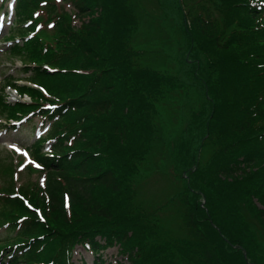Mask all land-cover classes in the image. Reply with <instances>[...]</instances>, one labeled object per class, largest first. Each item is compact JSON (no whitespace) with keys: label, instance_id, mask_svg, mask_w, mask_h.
Instances as JSON below:
<instances>
[{"label":"trees","instance_id":"1","mask_svg":"<svg viewBox=\"0 0 264 264\" xmlns=\"http://www.w3.org/2000/svg\"><path fill=\"white\" fill-rule=\"evenodd\" d=\"M153 1L171 15L152 12L155 31L136 0H18L9 56L37 86L9 79L30 102L3 87L0 126L49 129L31 152L44 186L0 189V264H74L76 244L129 264H264V0ZM185 111L163 169L155 139ZM155 173L171 190L147 200L135 177Z\"/></svg>","mask_w":264,"mask_h":264},{"label":"rangeland","instance_id":"2","mask_svg":"<svg viewBox=\"0 0 264 264\" xmlns=\"http://www.w3.org/2000/svg\"><path fill=\"white\" fill-rule=\"evenodd\" d=\"M136 5L137 8L135 10V14H138L139 17H141L142 21L144 22H146L145 20H148L150 25L152 26V30L154 31L157 29V25L155 21L153 20L154 21L153 23L151 19H147L149 18L151 13L153 12V19L159 15V18L161 17L162 20L166 19L167 15H170L168 11L167 13H165V15L161 11L158 12L159 9L157 8V5L153 0H136ZM62 6L66 7L68 10L71 7L67 3L61 4V7ZM156 10H158L157 13ZM1 18H2V14H0V20ZM87 20L88 18H86V21ZM12 22H13V17H9L6 20L3 29L0 32V93H1L2 85L4 84L5 81L4 78L7 75L19 79L18 82L19 85L22 86L26 85L28 87L37 86L29 82L28 77L30 73L23 71L21 61L16 58H11L9 54L5 53L8 50L10 44H6L4 40H2V38L7 37L8 34L13 31V28L11 27ZM74 23L76 26L79 27L81 21L76 19ZM174 23L175 22L173 21L167 23V28H169L168 33H170L171 37H172V33L174 36L176 34L174 30L175 29ZM142 26H144V24L139 23V28H141ZM178 48L179 47L175 48L174 50L177 52V50H180V48L179 49ZM173 63H174L173 67L171 69H166L164 67L162 68L165 69L163 71L168 70L170 73L171 72L174 73L178 71L177 61H173ZM197 93H199V91L196 90L190 96L192 98L197 97L198 96ZM5 96L10 103L18 102V101L22 102L23 100L25 102H30V98L25 97L24 99H21L19 94H17L15 90L10 88H6ZM187 114L188 112L185 111L182 112L181 115L171 116V118L168 119V125L164 129L165 132L163 133V136L161 137L158 136L155 139L154 147L157 145V143L158 145H162L163 142L166 143V147H164V156H165L164 165L168 167L163 166V169L171 170L172 167L175 166L172 164L173 162H175L176 154H174L173 152L175 149L171 151V149L174 148L171 143L180 141V139L182 138L180 136V133L186 128L188 123L192 124L193 118L190 117V114L188 117ZM2 123L4 124V120H2ZM41 125H42V121L39 117H31L25 120L24 122L16 125V129L13 128V126H11L8 127L7 130L4 129L2 132H0V189L2 187H5L9 183L11 181V178H13V181L15 180L17 182L18 186L32 185V184H38L44 186V174L40 171H36V170L33 171L32 169L34 168L35 165L33 164L32 159L23 153V151L26 148L29 149V147L32 145V143L35 141V139H37L39 135H42L46 131V128H42ZM15 145L19 147L20 152H15L13 150L12 146ZM182 168L183 166H179L180 172L183 171ZM135 178L136 181L140 182L141 184L140 188L146 186L144 198L147 200L158 199L162 193L165 194V192L171 190L169 183L167 181L166 183L164 178H160L159 176H157V173H155L154 175L151 174L150 177H147L145 179H144V175L137 176ZM141 181H143V183ZM263 195H264V191L263 193L261 192L258 196L259 202H257V206L259 208H262V210L264 211ZM145 234L146 233H144V235ZM6 235H7L6 231L4 230L0 231V240L5 239ZM97 240L101 244H105L104 240H102L100 237H98ZM244 256L247 257V254L244 253ZM72 261L74 264H101V262H106L107 264H129L127 257H123L119 254L118 246H113L112 248L109 249H102L97 255H95V252L93 251L92 247L89 248L84 245L82 246L81 244L75 245L73 250Z\"/></svg>","mask_w":264,"mask_h":264},{"label":"snow or ice","instance_id":"3","mask_svg":"<svg viewBox=\"0 0 264 264\" xmlns=\"http://www.w3.org/2000/svg\"><path fill=\"white\" fill-rule=\"evenodd\" d=\"M50 27H51V25H50ZM42 218V217H41Z\"/></svg>","mask_w":264,"mask_h":264}]
</instances>
